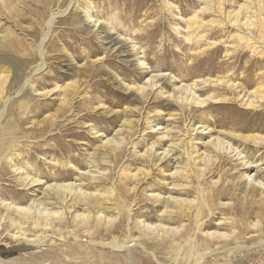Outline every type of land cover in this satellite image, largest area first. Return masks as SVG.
<instances>
[{
    "label": "rangeland",
    "instance_id": "374dc122",
    "mask_svg": "<svg viewBox=\"0 0 264 264\" xmlns=\"http://www.w3.org/2000/svg\"><path fill=\"white\" fill-rule=\"evenodd\" d=\"M222 3L0 0V201L60 218L0 205V264H264V57Z\"/></svg>",
    "mask_w": 264,
    "mask_h": 264
},
{
    "label": "bare ground",
    "instance_id": "6f19581e",
    "mask_svg": "<svg viewBox=\"0 0 264 264\" xmlns=\"http://www.w3.org/2000/svg\"><path fill=\"white\" fill-rule=\"evenodd\" d=\"M201 4H203V6L201 7L200 11H203V9L206 10V8L209 6V4L211 3L212 0H198ZM216 0H214L215 2ZM244 3L239 5L237 8L238 10L234 12V14L232 12H230V14H228V18H229V23L228 26L232 29L235 30V33L232 36H235V38L241 42L243 45L247 46V48L251 49V51L253 53L259 52L258 55L259 57H264V0H243ZM222 2H226L227 0H217V4L220 5ZM231 2V1H230ZM215 4V5H217ZM224 3H222L223 5ZM254 8V12L253 14L257 15V17H259V25H256L257 29L254 30L256 33H253V36H250L249 33V37L248 39L244 38V33H240L241 30H243L244 26L247 28H252L255 27L253 26V24L250 23L251 21V16L249 15L251 9ZM209 10V9H208ZM210 11V10H209ZM225 14V11L223 12ZM255 17V16H254ZM192 19V17H190L188 19V21H190ZM258 19V18H257ZM228 20V19H227ZM227 22V21H226ZM224 22V23H226ZM257 22V21H256ZM223 23V22H222ZM223 23V24H224ZM222 25V24H220ZM49 26V25H48ZM197 28L198 31H201L202 33L205 31V25L203 23H197L195 24V28L193 29V31H195V29ZM223 31V30H221ZM215 35V34H214ZM205 36V35H204ZM203 36V34L199 37V40L204 39L205 37ZM205 40V39H204ZM189 42V40H188ZM257 45L261 46V51H257ZM197 47V46H196ZM257 66H263L261 63H256ZM137 66V65H136ZM223 69V67H222ZM264 76H262L263 79ZM215 83H219V84H224V81L221 79H218L216 81H214ZM204 85L209 84L206 80H204L203 82ZM225 84L228 86L229 84L227 82H225ZM196 87V86H195ZM141 88V87H140ZM158 89V88H157ZM142 90V88H141ZM252 96L250 99V101L247 99L246 101V105L247 106H255V103H257L256 101H264V87L261 88H256L251 92ZM171 96V95H170ZM211 104L212 103H217L219 101V99H214L212 98H207ZM183 100L182 98L180 99V101ZM255 100V101H254ZM207 101V100H206ZM187 103H193L195 105H202L205 101L203 100H187ZM1 122V121H0ZM256 135V134H255ZM254 138V137H253ZM257 138V137H256ZM240 139L243 140H247L248 137H242ZM239 140V139H238ZM251 140V139H250ZM258 141L260 139H257ZM255 141V140H254ZM257 142V141H256ZM216 151V149H215ZM9 152V151H8ZM196 158V157H195ZM197 160V159H196ZM182 172V171H181ZM27 178V177H26ZM31 186H37L39 185V182H37L36 180H32L31 182ZM65 187V186H63ZM62 187V188H63ZM67 194H70V192H67ZM63 193H57L54 196L59 197L62 196L64 197ZM76 199V198H75ZM32 202V201H31ZM63 203V202H62ZM37 204V203H36ZM168 204V202L166 203ZM0 205L4 207V209H6L7 211L10 210L11 212H13L16 216L19 217V220H15V219H9L11 225L13 227H15V229H18V234L19 235H24V233L21 232L22 230V224L23 223H27L28 225H30L31 227H43L44 229H50L53 228V224L55 222V218L56 216L54 214L57 213H49V211L47 212L46 209H34V211L31 210V205L28 206H11L9 203H4L2 201H0ZM165 205V204H164ZM42 206V205H41ZM168 207V206H167ZM165 208V207H164ZM4 211V210H3ZM164 211V210H163ZM55 216V217H54ZM55 218V219H54ZM0 222H3V217L0 218ZM60 218H58L57 220H59ZM1 224V223H0ZM53 226V227H52ZM50 227V228H49ZM14 229V228H13ZM39 230V229H38ZM18 235V236H19ZM17 233L16 235H13L14 238H17ZM41 245V244H40ZM191 247V246H190ZM188 256V255H187ZM193 256V254H192Z\"/></svg>",
    "mask_w": 264,
    "mask_h": 264
}]
</instances>
